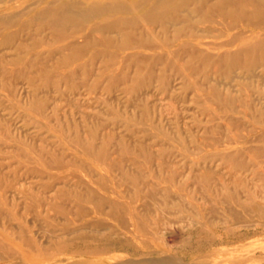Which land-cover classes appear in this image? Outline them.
I'll list each match as a JSON object with an SVG mask.
<instances>
[{"label":"rangeland","instance_id":"obj_1","mask_svg":"<svg viewBox=\"0 0 264 264\" xmlns=\"http://www.w3.org/2000/svg\"><path fill=\"white\" fill-rule=\"evenodd\" d=\"M194 6L181 11L190 14L180 16L177 24L154 28L164 48L128 47L114 58L103 51L116 48L102 44L87 47L77 59L53 53L66 40L52 39L49 28L31 21V13L24 15L29 21L23 28L0 27V242L4 246L16 241L17 250L30 255L45 246L49 252L41 251V264H73L78 258L87 259L85 264H132L144 262L146 256L157 258L162 255L158 250L168 246L183 260L197 258L210 249L198 246L204 233L196 231L205 223L197 221V212L214 219L215 225L220 221L217 233L227 237L220 231L227 228L226 217L223 213L213 217L206 201L203 188L208 184L220 192L215 203L219 210L231 206L246 220V225L232 226L230 239L220 244L229 250L209 253V262L264 264V212L247 215L243 204L224 200L231 191L244 203L255 201V209L264 203V59L248 64L246 60L256 53L250 51L237 62L221 61L219 54L241 40L233 46L218 44L242 29L249 38L264 37V22L218 15L208 21ZM141 30L137 27L135 33ZM6 31L15 33V40L2 41ZM186 39L199 56L176 57L173 65L150 59L152 52L171 51ZM135 50L142 53L141 59L128 55ZM93 51L99 54L92 57ZM175 63L182 65L181 71ZM62 71L71 77H64ZM148 71L153 75L147 79ZM113 75L118 80L111 83ZM219 96L235 101L227 105ZM252 147L263 152L248 151ZM227 152H238L237 158L225 159ZM90 189L98 199L126 205L125 221L112 214L107 200L98 209L87 194ZM78 193L82 215L77 214ZM57 207L67 209V215ZM133 220L147 231L140 229L137 237L129 238L135 230ZM65 224L87 231L91 245L110 240L116 244L96 254L54 251ZM22 226L32 244H21L17 231ZM124 241L148 254L119 249ZM12 263L0 256V264Z\"/></svg>","mask_w":264,"mask_h":264},{"label":"bare ground","instance_id":"obj_2","mask_svg":"<svg viewBox=\"0 0 264 264\" xmlns=\"http://www.w3.org/2000/svg\"><path fill=\"white\" fill-rule=\"evenodd\" d=\"M192 3L195 5L194 11L199 12L198 14L202 19L208 20L211 16L218 15L225 19L245 20L252 24H262L264 22V0H0V27H9L14 24H19V28H23L29 21V19L25 20L23 18L24 15L31 13V21L40 24L42 27L49 28L51 30L52 39L56 41L66 40L65 43L51 50L53 53H60L66 58V60H70L71 58L77 59L86 51L85 49H88L87 47L95 44H102L109 49L113 47L116 48L117 51L114 50L109 52L108 49L103 51L105 56L108 55L110 58H114L118 55V50L128 47L135 49L139 47H147L151 49L154 48L155 50L157 47L164 48V41L153 33L154 28L159 26L164 29L169 24H177V19L181 18L180 16H189L190 13H181V11L189 9V5ZM184 19H186V17ZM229 24L232 25L231 23ZM230 25L227 26V30L231 28ZM137 27L142 28L139 35L135 33ZM112 33H116L118 36L115 35L116 37H114L111 35ZM248 36L249 35L244 33V29H242L230 34L226 39L218 40V44H225L228 46H233L238 40H241V43L235 45L236 47L234 49L227 51L223 55L219 54L220 60L226 61L229 59L232 62H237L243 57V53L247 54L250 51H254L257 54L254 53L249 60H246L248 64L251 65L259 59H264V53L259 56L257 52V50H263L264 52V37L249 38ZM15 37H17L15 33H7L6 31L1 39L4 42H9L15 40ZM119 37L121 39L117 42V38ZM217 37H221V34ZM190 43L191 42L186 39L181 41L178 44V47H175L171 51H160L159 53L152 52L149 57L154 62L163 59L168 60L167 62L173 65V60H175L176 57L187 55L189 58H193L199 56L198 53H196V49L191 47V45V48L188 46ZM90 54L94 57L99 54V52L93 51V53ZM128 55H134L137 60L142 57V53H140L139 50L132 51V53H129ZM200 57L204 61L205 59H208L207 56ZM66 60L63 59L62 62H65ZM178 64L175 63V67L177 68V66H179L177 70L181 71L182 65L180 63ZM20 72L22 71H17L18 74ZM62 72L64 77H71L69 72ZM152 75V71H148L146 78H151ZM114 76L115 75L111 78V83L118 80V77ZM218 99L222 102L224 101L223 103L227 105L233 104L235 101L234 98H222V96H219ZM237 151L241 150L237 149ZM248 151L254 153L263 152L261 148L254 147ZM237 153L238 152H236L235 155L230 152L224 153V158L235 159L237 158ZM58 163L60 164L62 162L58 159ZM203 190L204 193L208 195L206 201L211 203L210 210L212 216L216 217L218 213H223L226 217L225 219L228 224L225 226H227V228L223 227L220 231L225 232L227 237L221 236V234L217 233V227H220V221H216L218 224L216 223L215 225L214 219L206 218L205 215L201 214V211H199V213L197 212V221L205 223V226L199 228L196 233H204L203 238L198 240V246L200 248H210L205 254H202V256L197 258L191 257L189 260H183L178 254L170 253V247L168 246L166 249L163 247L158 250L162 255L157 258L146 256L143 258L144 262H137L130 258V260H133L132 264L145 262L153 264H218L216 261L209 262L207 255L209 253L222 252L225 248L228 251V247H221L220 244L228 242V238L230 239V233H233L234 231L232 226L246 225V220H243L240 215L241 213L237 212V210L231 206L226 208L224 212L219 210L216 204L217 201L219 202L218 199L220 197V192H215L208 184L204 186ZM87 194L89 195L90 200H93L98 209L101 207L99 203L107 200L112 214L116 215V218L119 220L125 221L124 214L125 211L128 210L126 205L120 204L114 199H98L96 193L92 189H90ZM151 194L152 192H150V195ZM75 197L78 206L77 214L82 215L84 209L79 201L82 195L81 193H78ZM224 200L227 202L231 201L232 203L236 202L238 204H243L246 207L245 210L247 215L252 214V212L255 211L257 213L258 211L261 213L264 212V203L256 204L257 209H255L253 205V202H255L253 200L255 199H252L253 202L244 203L231 191H228L227 194H225ZM61 202L62 201H60V203L58 202L59 205L57 206H60ZM57 209H59L58 211L62 213L63 216L67 215V209L64 207H57ZM221 218L223 219V217ZM132 223L135 226V230H133L129 238L137 237L140 229L147 231L144 224L136 222L135 220H133ZM93 225L97 227L98 223ZM207 225L208 227H206ZM210 231L212 232L210 233ZM17 232L22 235V245L32 244L33 239L27 234L25 226L20 227ZM72 232H74L73 236H64V234L69 235L70 233L72 234ZM87 235V231H77L71 229L69 225L65 224L61 238L54 242L55 246L51 249L54 251L65 250L68 251V253L96 254L108 251L116 244L115 241L110 240L105 242L104 245L94 246L88 243ZM125 239H128V237ZM14 244L18 245L20 243L11 241V245L7 247L4 246L3 241L2 243L0 242V256L5 255L8 259L13 260L12 264H21L24 261L29 264H41V251L43 253L49 252V248L43 246L39 249L40 252L36 249V252L30 255L24 250H17ZM118 248L127 250L132 249L133 253L140 255L148 254L146 252L141 253L142 247L134 246L129 243V241L120 243ZM15 257H20V261L22 262L18 263L17 261H14ZM86 260L87 259L84 258H78L73 264H85ZM257 263H259V261H257Z\"/></svg>","mask_w":264,"mask_h":264}]
</instances>
